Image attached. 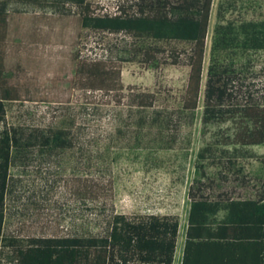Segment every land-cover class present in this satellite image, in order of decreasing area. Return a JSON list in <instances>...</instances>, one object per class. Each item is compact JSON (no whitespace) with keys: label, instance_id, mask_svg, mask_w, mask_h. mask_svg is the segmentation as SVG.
<instances>
[{"label":"trees","instance_id":"1","mask_svg":"<svg viewBox=\"0 0 264 264\" xmlns=\"http://www.w3.org/2000/svg\"><path fill=\"white\" fill-rule=\"evenodd\" d=\"M213 3L127 0L117 16H95L88 0H0V264L175 263L177 216L112 213L102 234L25 238L5 233L8 199L16 193L11 174L16 161L35 149L50 156L74 146L63 127L10 125L8 106L31 102L64 108L77 90L113 95L124 89L121 72L128 63L189 69L178 106L170 111L157 105L155 92L129 96L142 114L139 126L151 121L165 142L177 141L182 118L195 117L203 96L204 146L198 153L203 179L188 192L181 264H264V154L250 150L264 146V86L259 84L264 18L227 17L232 6L219 3L204 84ZM89 32L125 37L106 42L105 59L86 61L80 49ZM209 159L222 167L216 177L205 171ZM240 159L259 161L262 178L254 182L244 174Z\"/></svg>","mask_w":264,"mask_h":264},{"label":"rangeland","instance_id":"2","mask_svg":"<svg viewBox=\"0 0 264 264\" xmlns=\"http://www.w3.org/2000/svg\"><path fill=\"white\" fill-rule=\"evenodd\" d=\"M221 1L214 0L211 12L204 84ZM225 1L226 7L232 6L228 7L231 12L227 17L264 18V0ZM188 73L183 66L155 69L128 63L121 72L124 89L113 95L102 91L86 95L77 90L64 108L46 103L10 104V125L63 127L70 131L74 146L50 156L35 149L28 159L16 161L11 170L12 178L17 180L16 193L8 199L6 235L27 238L102 234L112 213L130 217L171 215L181 221L176 257V264H180L190 208L188 192L195 180L203 179L198 168L202 164L198 153L204 146L203 96L195 117L182 118L175 143L163 141L151 121L143 128L139 126L142 114L129 96L133 92H155L159 97L157 105L170 111L178 106ZM259 84L264 86V77ZM209 139L207 136L206 141ZM250 150L264 154V146ZM204 164L210 177L218 176L222 170L212 159ZM240 166L254 182L263 176L259 161L240 159Z\"/></svg>","mask_w":264,"mask_h":264},{"label":"built area","instance_id":"3","mask_svg":"<svg viewBox=\"0 0 264 264\" xmlns=\"http://www.w3.org/2000/svg\"><path fill=\"white\" fill-rule=\"evenodd\" d=\"M127 0H88L95 16H117ZM116 37H125L124 33L89 32L82 40L80 55L86 61L105 59L108 54L106 42Z\"/></svg>","mask_w":264,"mask_h":264},{"label":"crops","instance_id":"4","mask_svg":"<svg viewBox=\"0 0 264 264\" xmlns=\"http://www.w3.org/2000/svg\"><path fill=\"white\" fill-rule=\"evenodd\" d=\"M181 234V233H180ZM180 239V238H179ZM184 239H185V237H184ZM184 250V249H183ZM177 252H178V249H177ZM176 257H177V254H176ZM182 257H183V255H182V253H181V257H180V264L182 263ZM174 264H176V259H175V263Z\"/></svg>","mask_w":264,"mask_h":264}]
</instances>
